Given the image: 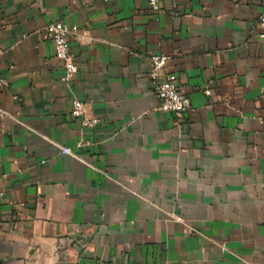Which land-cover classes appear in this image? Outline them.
I'll use <instances>...</instances> for the list:
<instances>
[{"label": "crops", "instance_id": "0c3cea01", "mask_svg": "<svg viewBox=\"0 0 264 264\" xmlns=\"http://www.w3.org/2000/svg\"><path fill=\"white\" fill-rule=\"evenodd\" d=\"M263 10L0 0V264H264ZM153 54L191 100L182 120L159 108ZM74 97L98 126L72 116Z\"/></svg>", "mask_w": 264, "mask_h": 264}, {"label": "built area", "instance_id": "2783aa9c", "mask_svg": "<svg viewBox=\"0 0 264 264\" xmlns=\"http://www.w3.org/2000/svg\"><path fill=\"white\" fill-rule=\"evenodd\" d=\"M116 2L118 0H109ZM149 6L154 11L161 9V0H148ZM259 36L264 39V10L260 13L256 25ZM55 45V55L63 61L64 74L62 81L71 84L79 72V64L71 48L70 35L71 29L67 23L57 20L49 22L46 26ZM169 56L166 54H153L151 57V69L149 77L153 90L158 100L159 108L166 112H171L177 120H182L186 112L191 108L190 98L183 94L178 88L177 76L175 74H164V69ZM6 78L0 73V85L6 84ZM204 91H210L209 84ZM1 114H8L7 111L0 108ZM71 114L73 117L82 118L83 126L95 128L100 124V119L88 110L87 103L78 97L72 100ZM63 153L72 154L70 147H62Z\"/></svg>", "mask_w": 264, "mask_h": 264}]
</instances>
